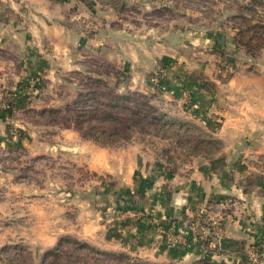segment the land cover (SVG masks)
<instances>
[{
	"label": "rangeland",
	"instance_id": "obj_1",
	"mask_svg": "<svg viewBox=\"0 0 264 264\" xmlns=\"http://www.w3.org/2000/svg\"><path fill=\"white\" fill-rule=\"evenodd\" d=\"M79 4L87 8L81 14L86 43L96 31L92 40L100 43L101 51L84 60L82 71L60 80L36 77L35 94L22 92L30 107L0 125V264H144L136 255L105 252L63 234L74 225L83 202L97 210L117 189L111 177L77 165L72 151L68 157L50 152L66 136L69 145H63L70 149L75 147L72 139L97 144L64 127L89 117L79 110L82 105H73L79 94L97 102L107 101L111 92L128 96L126 114L136 119L144 115L141 131L106 147L146 148L171 170L195 156L244 151L249 168L243 180L264 179V0ZM106 24L111 26L108 34L102 28ZM158 40L176 56L174 62L152 68L144 60V46ZM199 103L202 107H193ZM223 132L245 134V139L221 138ZM220 205L227 217L231 203ZM63 208L69 224L60 231ZM189 224L183 234L189 235L190 245L220 248L222 224L217 237L208 239L210 246L192 241Z\"/></svg>",
	"mask_w": 264,
	"mask_h": 264
},
{
	"label": "crops",
	"instance_id": "obj_2",
	"mask_svg": "<svg viewBox=\"0 0 264 264\" xmlns=\"http://www.w3.org/2000/svg\"><path fill=\"white\" fill-rule=\"evenodd\" d=\"M83 8L87 11L79 0H0V86L11 92V115L30 107L21 99L22 92L32 96L36 77L60 80L82 71L84 60L101 51L100 43L92 40L96 31L86 43ZM110 24L102 27L107 34ZM162 43L144 46V60L152 68L174 62L176 54ZM6 113L0 108V125L14 117ZM224 136L245 139V134L235 132H223ZM69 140L66 136L64 144L68 146ZM63 142L50 152L68 157L72 151L77 165L111 177L117 187L116 195L97 210L83 202L72 227H67L68 210L63 208L60 231L67 227L63 234L105 252L136 255L144 264H264V179L243 180L249 168L244 151L242 155L231 151L230 156L224 149L213 157L195 156L171 170L140 146L103 147L72 139L75 147L70 149ZM224 202L231 208L223 222L220 248L190 245L189 235L183 234L187 224L207 207ZM251 248L260 251V262L248 260Z\"/></svg>",
	"mask_w": 264,
	"mask_h": 264
},
{
	"label": "trees",
	"instance_id": "obj_3",
	"mask_svg": "<svg viewBox=\"0 0 264 264\" xmlns=\"http://www.w3.org/2000/svg\"><path fill=\"white\" fill-rule=\"evenodd\" d=\"M262 28L264 29V27ZM7 94L10 96V100H12L11 92L7 91ZM90 96L91 95L85 96L79 94V99L73 103L76 107L82 105L79 110L88 112L89 117L80 122L77 119V123L73 125L66 122L67 124H64L65 128H72L78 132L82 139L92 140L103 147L111 146L118 141H128L136 131H141L140 128L144 115L143 119H136L130 114H126V112L129 111L126 105L127 101L130 100L128 96H120L111 92L107 101L99 102L93 101V99L91 100L92 97ZM83 99H85V101L81 104ZM66 107L68 108L69 106L67 105ZM119 110L123 112L121 117L116 113L117 111L119 112ZM6 114L8 117L12 116L11 111ZM78 116L80 115H77V117Z\"/></svg>",
	"mask_w": 264,
	"mask_h": 264
},
{
	"label": "built area",
	"instance_id": "obj_4",
	"mask_svg": "<svg viewBox=\"0 0 264 264\" xmlns=\"http://www.w3.org/2000/svg\"><path fill=\"white\" fill-rule=\"evenodd\" d=\"M9 97L7 91L0 86V108L5 112H9L12 109V100H10ZM221 208H224V206L207 207L200 213L199 217L202 219L198 220L199 222H190L188 230L191 234L192 241L201 244L203 242L205 245L210 246V244L207 243L208 239L211 236L217 237L221 232V224L223 225V222L226 220L224 211H220ZM216 245L219 246L218 241ZM247 257L251 263L260 262V253H258L255 248H251Z\"/></svg>",
	"mask_w": 264,
	"mask_h": 264
}]
</instances>
